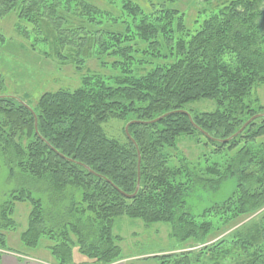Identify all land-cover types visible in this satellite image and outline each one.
Returning <instances> with one entry per match:
<instances>
[{
	"label": "trees",
	"instance_id": "trees-1",
	"mask_svg": "<svg viewBox=\"0 0 264 264\" xmlns=\"http://www.w3.org/2000/svg\"><path fill=\"white\" fill-rule=\"evenodd\" d=\"M180 3L0 0V19L16 16L18 48L40 43L39 72L46 63L54 66L49 73L58 83L31 102L0 92V157L8 177L20 179L0 204V258L14 251L3 231L16 225L15 203L27 202L20 240L29 248L48 241L53 264L122 260L113 234L119 216L165 223L183 244L144 259L264 264V117L218 141L260 113L249 97L264 84V0H203L190 21ZM88 59L103 69L111 60L118 75L89 70ZM68 64L78 75L70 87L59 82ZM200 99L217 108H187ZM178 110L208 136L177 112L129 125L140 154L139 190L133 198L122 195L118 190L135 191L137 151L127 137L123 143L107 137L103 123L151 121ZM229 178L235 184L227 197L195 205Z\"/></svg>",
	"mask_w": 264,
	"mask_h": 264
},
{
	"label": "rangeland",
	"instance_id": "rangeland-1",
	"mask_svg": "<svg viewBox=\"0 0 264 264\" xmlns=\"http://www.w3.org/2000/svg\"><path fill=\"white\" fill-rule=\"evenodd\" d=\"M203 0H181L179 9L187 11V20L190 21L196 10L200 9L203 5ZM15 14L0 19V34L4 38L0 40V77L2 79L3 88L0 89L2 93L18 94L24 99L31 102L38 95L45 90H50L57 87L53 76L49 72L54 71V66L45 64V72H39V65L36 62L43 57V49L40 43L37 46L27 47L22 44L23 49L18 48L21 41L19 34L15 30L16 24ZM32 36V35H31ZM32 39V37H30ZM30 40H27L29 42ZM34 48V49H33ZM110 60L104 69L99 67L98 63L93 59H88L86 67L89 70L100 72L103 76H109L113 79L118 75V72H112L113 66ZM72 65H65L61 69V76L59 77L61 86L70 87L77 83L78 75L74 72ZM119 66L117 65V68ZM150 66L146 65V70ZM111 81V80H109ZM249 102L252 107L260 109V113H264V84L256 86L250 94ZM189 110L193 112H211L217 108L216 102L212 99H200L191 102L187 105ZM126 123L119 119H109L103 123V130L107 137L117 140L120 143L126 141L124 127ZM235 181L232 178L224 181L216 193H208L206 201H198L195 204L197 207H206L214 202H219L227 197L234 187ZM20 186V179H10L8 177L7 169L0 157V204L6 199L10 192ZM37 194V193H36ZM29 213V204L27 202H17L14 206V213L12 218L15 220V226L4 230L6 248L14 250L11 254L3 252L5 258L10 259L20 257L22 260L17 259L19 264L42 260L49 261L53 264V258L47 250L48 241L41 240L36 248H29L25 246L20 236L27 227V218ZM245 220L241 221L238 225L242 224ZM169 225L165 223H151L146 224L141 219L129 218L126 216H119L114 219L113 234L120 237L117 241L118 246L122 251V260L116 261L112 264H160V259L149 258L144 259V256L155 255L163 252H171L183 247L181 241L171 235ZM218 237L210 238V242L215 241ZM191 243V242H190ZM189 243V244H190ZM74 250L76 261L83 256L77 254ZM20 254V255H18ZM22 254V255H21ZM26 254V255H25ZM24 256V257H21ZM4 258V259H5ZM11 258V259H12ZM21 261V262H20Z\"/></svg>",
	"mask_w": 264,
	"mask_h": 264
},
{
	"label": "water",
	"instance_id": "water-1",
	"mask_svg": "<svg viewBox=\"0 0 264 264\" xmlns=\"http://www.w3.org/2000/svg\"><path fill=\"white\" fill-rule=\"evenodd\" d=\"M10 97H13V96H10ZM13 98H15L16 100H18V101H20L18 98H16V97H13ZM30 111H31V113H32V115H33V117H34V127H35V130H36V132H37V129H36V124H37V122H36V116H35V114L33 113V111H32V109L30 108V107H28V106H26ZM182 113V114H185L186 116H188V118L190 119V121H191V123H192V125L196 128V129H198V130H200L205 136H208L207 135V133L206 132H204L203 130H201L193 121H192V119H191V116H190V114L187 112V111H184V110H178V111H171V112H168V113H165V114H163V115H161V116H159V117H157V118H155V119H153V120H151V121H129L126 125H125V127H124V132H125V135H126V137L134 144V146H135V148H136V151H137V182H136V187H135V191L132 193V194H124L123 192H121L120 190H118L114 185V187L122 194V195H124V196H126V197H128V198H133V197H135L136 196V194H137V192H138V190H139V179H140V174H139V171H140V154H139V150H138V147H137V145H136V143H135V141L133 140V138L130 136V134L128 133V127H129V125H131V124H133V123H155V122H158L159 120H161L162 118H164V117H166V116H168V115H170V114H173V113ZM260 117H264V113L262 112V113H258V114H255V115H253L252 117H250L242 126H241V128L234 134V135H232V136H230V137H228V138H226V139H223V140H218L219 142H222V143H226V142H228V141H230V140H232L235 136H237L238 134H240L242 131H243V129L251 122V121H253V120H255V119H257V118H260ZM87 168V167H86ZM87 169H89V168H87Z\"/></svg>",
	"mask_w": 264,
	"mask_h": 264
},
{
	"label": "crops",
	"instance_id": "crops-1",
	"mask_svg": "<svg viewBox=\"0 0 264 264\" xmlns=\"http://www.w3.org/2000/svg\"><path fill=\"white\" fill-rule=\"evenodd\" d=\"M7 254H11V252H7ZM5 256L7 255L2 254L0 258V264H19L16 258L9 257L10 259H7L5 258ZM25 264H50V262L49 261L44 262L42 260H39V261H33V262H28V263L25 262Z\"/></svg>",
	"mask_w": 264,
	"mask_h": 264
}]
</instances>
